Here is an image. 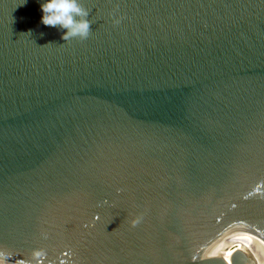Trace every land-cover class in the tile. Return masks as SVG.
<instances>
[{
    "label": "water",
    "instance_id": "obj_1",
    "mask_svg": "<svg viewBox=\"0 0 264 264\" xmlns=\"http://www.w3.org/2000/svg\"><path fill=\"white\" fill-rule=\"evenodd\" d=\"M42 2L0 0V264H251L264 0Z\"/></svg>",
    "mask_w": 264,
    "mask_h": 264
},
{
    "label": "clouds",
    "instance_id": "obj_2",
    "mask_svg": "<svg viewBox=\"0 0 264 264\" xmlns=\"http://www.w3.org/2000/svg\"><path fill=\"white\" fill-rule=\"evenodd\" d=\"M41 23L63 31L62 39L72 37L87 38L90 24L88 13L80 7L79 0H43L40 3ZM76 17H81L77 19Z\"/></svg>",
    "mask_w": 264,
    "mask_h": 264
},
{
    "label": "bare ground",
    "instance_id": "obj_3",
    "mask_svg": "<svg viewBox=\"0 0 264 264\" xmlns=\"http://www.w3.org/2000/svg\"><path fill=\"white\" fill-rule=\"evenodd\" d=\"M251 264H264V243L256 247Z\"/></svg>",
    "mask_w": 264,
    "mask_h": 264
}]
</instances>
